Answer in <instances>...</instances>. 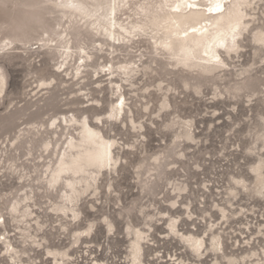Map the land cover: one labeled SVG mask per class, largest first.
I'll list each match as a JSON object with an SVG mask.
<instances>
[{
  "label": "rangeland",
  "instance_id": "obj_1",
  "mask_svg": "<svg viewBox=\"0 0 264 264\" xmlns=\"http://www.w3.org/2000/svg\"><path fill=\"white\" fill-rule=\"evenodd\" d=\"M56 3L0 0V264H139L137 230L142 264H264V0H245L238 44L210 70L176 63L162 27L113 45ZM158 7L133 0L120 22L150 24ZM82 50L89 75L77 72ZM115 84L126 114L110 117ZM85 122L114 160L74 194L49 180ZM65 193L78 217L60 209Z\"/></svg>",
  "mask_w": 264,
  "mask_h": 264
},
{
  "label": "bare ground",
  "instance_id": "obj_2",
  "mask_svg": "<svg viewBox=\"0 0 264 264\" xmlns=\"http://www.w3.org/2000/svg\"><path fill=\"white\" fill-rule=\"evenodd\" d=\"M152 1L159 7L157 9H148L153 14L150 16V24L147 25H137L134 22L124 25L120 22V13L133 0H60V5L56 3V6L62 8L65 16L79 19L78 23H83L81 27H86L87 31L92 35L96 33L104 40L113 42V45H115L117 39L119 41L120 37L129 42L133 41L140 34L137 29L146 33L150 28L160 30L162 27L166 30V36L161 39L160 47L167 51L175 59L176 63L184 65L193 63L195 67H203L205 70H210L217 65H226L221 52L223 49L230 52L238 44L236 38L243 31L241 24L245 18L243 9L246 6L245 0ZM220 22L229 26V28L223 30ZM79 29L81 28L79 27ZM83 53L84 55H82ZM72 54L71 49L68 47L67 58L72 57ZM78 56H80V60H84V64L77 68L78 73L84 68L85 73L89 75V68L96 69L94 63H89L93 59L92 55L90 56L82 50V52L78 53ZM119 70L124 75L131 76L136 71L135 63L127 62L126 65L120 66ZM108 72L111 76L115 74L114 63L111 62ZM111 84H113L112 81ZM115 85L120 94L119 99L116 101V106L112 107L110 117L124 116L126 114L127 99L125 91L123 92L124 88L122 85ZM64 119L69 124L79 122L75 116L70 119L65 117ZM5 122L8 127L14 125L15 120L12 118ZM82 127V138L80 141L75 144L73 143V138H71L70 143H68V149L70 151L77 150V153H67L59 161L58 167L52 170L49 180L51 185L56 184L59 180L64 181V188H70L74 194L77 193L76 183L86 182L83 181L84 179L81 175L92 176L95 173L99 174L103 168L111 166L114 160L112 151L114 143L105 140L99 132L92 130L87 122ZM44 146L47 148L48 144H44ZM94 166L96 170L93 171L90 168ZM64 174H71L72 176L64 179L62 177ZM74 194L65 193L68 206L65 205L62 208L60 207V209L67 210L72 215L77 216V198ZM0 210L1 219L3 212L2 209ZM136 233L137 239L133 242L134 258L139 264H142L141 254L143 247L141 246V238L144 233L140 230H137ZM4 241L8 253H10V249L14 251V247L8 237H5ZM187 241L192 243V246L198 252L203 247L201 239L188 237ZM64 256L67 255L65 254ZM14 264H18L17 261Z\"/></svg>",
  "mask_w": 264,
  "mask_h": 264
}]
</instances>
